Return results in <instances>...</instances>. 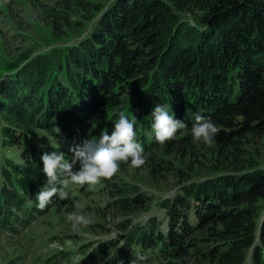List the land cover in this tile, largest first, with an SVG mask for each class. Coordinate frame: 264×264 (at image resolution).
<instances>
[{
  "label": "trees",
  "instance_id": "1",
  "mask_svg": "<svg viewBox=\"0 0 264 264\" xmlns=\"http://www.w3.org/2000/svg\"><path fill=\"white\" fill-rule=\"evenodd\" d=\"M175 3L179 10L201 11L199 23L181 18L164 0H114L90 33L68 47L59 66L66 83L59 74L47 75L41 56L34 61L44 71L40 78L5 79L0 84V117L11 124L3 126L4 137L12 144L24 139L27 147L20 154L24 164L4 159L3 174L26 191L35 187L36 178L47 186L46 175L36 168L38 162L43 169L41 155H72L63 140L111 134L121 111L136 119L137 139L147 155L161 148L196 154L202 142L193 141L189 113L209 116L220 129L213 141L217 152L234 171L186 185L182 194L162 199L165 229L153 216L146 226L133 224L131 216L148 211L151 198L114 176L107 183V199L123 217L118 227L125 239L111 264H131L136 247L147 250L159 244L160 264H245L248 257L250 264H264V219L257 225V210L264 204V169L245 170L242 160L243 139L264 137V0ZM157 104L188 125L163 145L147 135L153 132L151 113ZM38 128L57 141L50 144L44 137L39 152L28 135ZM149 156L154 178L175 170L168 160ZM129 166L121 163L120 170ZM58 201L53 198L52 203ZM77 202L69 203V209ZM193 202L198 203L196 224L186 212ZM0 220L8 221L1 213ZM114 244L102 246L101 254Z\"/></svg>",
  "mask_w": 264,
  "mask_h": 264
},
{
  "label": "rangeland",
  "instance_id": "2",
  "mask_svg": "<svg viewBox=\"0 0 264 264\" xmlns=\"http://www.w3.org/2000/svg\"><path fill=\"white\" fill-rule=\"evenodd\" d=\"M82 1L83 4L79 6L75 0H0V84L5 79L19 75L26 76L24 79L40 78L44 71L40 73L41 69L35 67L34 61L38 56L43 57V65H47V75L59 74V79L66 83L64 70L59 66L60 62L65 61L64 55L68 47L83 40L98 22L101 13L114 2V0ZM164 1L179 13L181 18L191 24L199 23L201 11L184 8L179 10L175 0ZM63 16L67 19H63ZM1 124L11 123L0 117V128ZM1 133L5 136L4 131H0ZM29 133L28 131V135ZM152 133L154 132L151 131L147 135L154 136ZM46 135L50 136L48 132L38 128L36 133L29 137L31 143L35 142L41 146L45 141L44 137L51 142L50 144L57 142L52 136L49 138ZM80 141L81 138L75 140L76 143ZM63 142L69 148L74 141ZM242 144V148L246 150V154L242 157L245 170L264 169V137L247 136ZM26 147L27 142L21 138H17L13 144L8 142L5 146L0 141V160L9 158L24 162L20 154ZM149 155L168 160L175 170L163 171L154 178L150 172ZM71 156L66 155L65 158L71 160ZM147 157L143 166L139 168L129 166L125 171L120 170L115 175L129 183L133 191L138 190L151 198L152 206L148 211L131 216L134 218L133 224L140 222L143 226H146L153 216L161 222L162 229H165L166 212L159 206L162 199L172 198L177 193L182 194L181 190L186 185L234 171L229 163L222 161L214 143L211 145L198 143L196 154L161 148L150 151ZM78 168L79 163L76 165L77 170ZM181 174L185 178H181ZM109 181L102 180L94 190H90L88 185L81 187L70 184L69 199L59 200L57 206L46 209L42 214L38 211L28 219H25L23 212L28 206L23 204L20 211H17L18 218L14 219L16 230L9 233L0 227V264H103L105 257L97 256L96 253V250L101 249V247L96 248L101 245L99 242L112 237L125 239V232L118 227L123 217L115 213L107 199ZM75 196H78V202L84 207L77 208L74 205L71 211H68L65 207ZM197 205L198 203L193 202V207L191 206L188 211L186 209L189 220L194 224L197 223L195 213ZM258 208L259 228L264 219V204H260ZM72 212H83L91 216L94 223L81 226L79 231H74L71 223L66 220V215ZM162 248L163 246L159 244L153 249H136L135 256L145 255L147 260L144 264H160ZM89 253L95 254L96 257L91 258L92 255L88 256ZM250 261L251 258L248 257L245 264H250Z\"/></svg>",
  "mask_w": 264,
  "mask_h": 264
},
{
  "label": "clouds",
  "instance_id": "3",
  "mask_svg": "<svg viewBox=\"0 0 264 264\" xmlns=\"http://www.w3.org/2000/svg\"><path fill=\"white\" fill-rule=\"evenodd\" d=\"M151 115L154 137L161 145L176 139L177 133L188 126L185 121L176 119L173 112L170 114L164 104H157ZM189 118L193 121L191 125L193 141L211 145L220 131L212 119L200 113H189ZM135 125L136 119H130L121 111L118 113V120L114 123L111 134L108 131H101L98 139L85 138L79 143L74 141L69 147V152L72 153L71 160L65 158L63 151L44 152L41 161L42 171L47 177V186H42L36 194L38 201L36 207L44 210L52 203L53 198L69 199L70 184L81 187L88 185L90 190H94L102 180H111L120 171L121 163L130 162L133 168L143 166L148 157L143 145L137 139ZM77 163H79L78 170ZM76 207L83 208L84 205L77 202ZM66 220L71 223L74 231H79L81 226L94 223L92 217L83 212L68 213ZM104 242L106 241H100V243ZM146 260L145 255L137 254L131 260V264H144Z\"/></svg>",
  "mask_w": 264,
  "mask_h": 264
}]
</instances>
